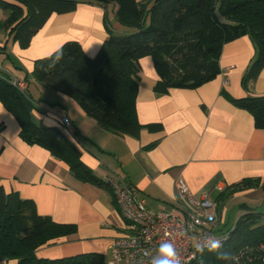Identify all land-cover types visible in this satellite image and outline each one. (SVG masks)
Masks as SVG:
<instances>
[{"label": "crops", "instance_id": "0c3cea01", "mask_svg": "<svg viewBox=\"0 0 264 264\" xmlns=\"http://www.w3.org/2000/svg\"><path fill=\"white\" fill-rule=\"evenodd\" d=\"M139 1L148 7L152 4ZM8 16L9 11L0 7V22ZM134 30L119 21L114 2H80L71 9L52 12L26 47H21L9 30L0 28V44L5 42L10 53L6 54L12 56L11 63H0V70L7 78L26 80L32 120L60 127L96 177L122 178L145 197L149 208L177 214L181 213L177 180L182 178L193 196L208 195L216 202L220 224L215 231L225 232L220 225L226 201L239 195L264 197L259 186L232 194L226 191L229 184L244 178L264 183V128L256 127L252 114L232 100L264 95V67L256 78L243 82L257 55L249 35L225 42L218 58L220 72L193 88L173 86L165 92L156 91L159 74L153 59L140 57L135 105L142 127L136 136L101 128L73 98L32 76L34 60L52 54L68 41L78 42L85 54L93 57L109 32ZM62 115L71 121L72 134L61 124ZM19 129L17 119L0 100V186L32 200L40 215L75 224L73 233L39 245L36 257L54 259L98 252L106 258L111 239L125 233L111 191L81 180L41 145L26 143ZM238 208L237 218L248 209L257 210L244 201ZM0 264L18 263L15 258H0Z\"/></svg>", "mask_w": 264, "mask_h": 264}, {"label": "trees", "instance_id": "16d2710c", "mask_svg": "<svg viewBox=\"0 0 264 264\" xmlns=\"http://www.w3.org/2000/svg\"><path fill=\"white\" fill-rule=\"evenodd\" d=\"M151 1L148 7L139 0H0V7L9 11L0 28L9 30L14 40L26 47L52 12L71 9L80 2H114L119 21L134 31L109 32L93 57L87 56L78 42L68 41L52 54L34 60L32 76L73 98L101 128L133 136L142 127L135 105L140 57H152L159 74L154 89L159 92L173 86L193 88L213 79L220 72L222 45L243 34L249 35L257 49L243 82L256 78L264 67V0ZM0 100L17 119L19 136L26 143L46 148L81 180L107 188L81 162L78 148L60 127L32 120L29 97L1 70ZM232 100L252 114L256 127L264 128V95ZM258 186L264 189L258 178H244L229 184L226 191L232 194ZM74 231L75 224L40 215L32 200L0 186V258H15L18 264H105V257L98 252L36 257L39 245ZM262 243L264 212L251 208L238 216L218 249H203L198 260L200 264H235L221 258L222 254H241L245 264H260Z\"/></svg>", "mask_w": 264, "mask_h": 264}, {"label": "built area", "instance_id": "2783aa9c", "mask_svg": "<svg viewBox=\"0 0 264 264\" xmlns=\"http://www.w3.org/2000/svg\"><path fill=\"white\" fill-rule=\"evenodd\" d=\"M9 81L21 92H25L26 80L10 77ZM65 130L73 133L71 121L66 115L60 117ZM102 181L111 191L125 223V233L113 237L109 244L105 264H152L162 244H171L181 264H200L201 251L215 241L220 245L227 239L229 230L217 233L220 224L216 202L208 195L193 196L182 178L177 180V200L180 214L174 210H153L146 204L144 196L122 178L105 175ZM259 259L264 264V243ZM235 264H245L241 254L234 255Z\"/></svg>", "mask_w": 264, "mask_h": 264}, {"label": "rangeland", "instance_id": "374dc122", "mask_svg": "<svg viewBox=\"0 0 264 264\" xmlns=\"http://www.w3.org/2000/svg\"><path fill=\"white\" fill-rule=\"evenodd\" d=\"M218 6L219 3L216 5V12H218ZM3 35V34H2ZM5 42H2L0 44V63L5 61H12V56H8L6 53L10 54L8 50L4 47ZM11 63V62H10ZM241 201L246 202L248 205H252L255 207L257 210L264 209V197H247L244 195H239L238 197H234L232 199H229L228 201L225 202L224 207H225V218L220 225L221 230L227 231L229 230L232 225L235 223V220L237 218V215L239 214L240 210H238V205ZM218 209V208H217ZM220 212L218 213V215Z\"/></svg>", "mask_w": 264, "mask_h": 264}, {"label": "clouds", "instance_id": "9594fccd", "mask_svg": "<svg viewBox=\"0 0 264 264\" xmlns=\"http://www.w3.org/2000/svg\"><path fill=\"white\" fill-rule=\"evenodd\" d=\"M220 247V242L215 241L210 250H216ZM221 258L236 261L237 258L232 254H222ZM152 264H181L176 250L171 244H162L158 254L153 257Z\"/></svg>", "mask_w": 264, "mask_h": 264}]
</instances>
